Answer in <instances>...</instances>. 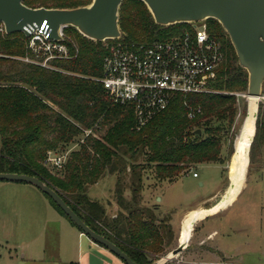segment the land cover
<instances>
[{
	"label": "trees",
	"instance_id": "trees-1",
	"mask_svg": "<svg viewBox=\"0 0 264 264\" xmlns=\"http://www.w3.org/2000/svg\"><path fill=\"white\" fill-rule=\"evenodd\" d=\"M90 2L25 0L23 4L31 9H74ZM205 25L222 54L217 77L209 83L213 92L175 94L165 110L139 129L134 108L114 104L99 82L106 43L88 40L68 27L61 41L68 57L51 60L44 68L32 62L38 58L23 34L0 33V173L35 177L135 264L156 261L172 245L173 234L167 220H158L142 205L143 181L150 177L155 184L173 183L198 165L224 167L233 153L235 94H245L247 88V74L238 67L227 35L214 20ZM118 26L127 46L165 42L189 30L186 24L157 26L139 0H123ZM80 136L84 137L78 150L69 153L60 170L47 166L48 152H63ZM262 145L264 104H259L249 164L255 154L260 159ZM106 175L115 177L113 199L120 209L115 217H107L87 195L89 187ZM125 191L129 200L124 199Z\"/></svg>",
	"mask_w": 264,
	"mask_h": 264
},
{
	"label": "crops",
	"instance_id": "crops-1",
	"mask_svg": "<svg viewBox=\"0 0 264 264\" xmlns=\"http://www.w3.org/2000/svg\"><path fill=\"white\" fill-rule=\"evenodd\" d=\"M219 168L222 181L215 190L177 215L158 204L149 207L150 200L144 203L156 215L168 216L173 234L171 252L182 247L176 257L159 264H238L244 260L247 244L241 237L249 227L233 219L242 190H232L230 181L234 175L239 180V176L235 169L226 176L224 167ZM0 264L124 263L83 235L35 187L0 181Z\"/></svg>",
	"mask_w": 264,
	"mask_h": 264
},
{
	"label": "water",
	"instance_id": "water-1",
	"mask_svg": "<svg viewBox=\"0 0 264 264\" xmlns=\"http://www.w3.org/2000/svg\"><path fill=\"white\" fill-rule=\"evenodd\" d=\"M24 1L0 0V23L3 24L6 35L21 33L25 38H29L30 34L27 30H39L44 25L47 38L54 42L62 41L58 34L61 27H71L81 36L93 42L102 43L122 36L118 26V17L123 0H91L89 5L74 9H31L23 4ZM139 1L145 5L157 26L168 27L206 20L216 21L228 37L238 67L247 74L245 97H264L261 93L262 85H264V0ZM243 127L238 139L242 136ZM254 131L253 123L249 148ZM195 134L199 135L200 131L197 130ZM236 144L233 158L237 155ZM0 181L23 183L35 187L47 196L67 219L93 243L108 250L124 264H135L118 247L87 227L57 193L40 180L26 175L0 173ZM181 248L179 246L174 249L166 258H174ZM159 263L154 261L151 264Z\"/></svg>",
	"mask_w": 264,
	"mask_h": 264
},
{
	"label": "built area",
	"instance_id": "built-area-1",
	"mask_svg": "<svg viewBox=\"0 0 264 264\" xmlns=\"http://www.w3.org/2000/svg\"><path fill=\"white\" fill-rule=\"evenodd\" d=\"M186 25L189 30L181 35L149 46H127L120 38L102 42L106 43L107 54L99 82L114 104L134 108L137 129L165 110L175 94L213 92L209 83L216 79L222 62L220 47L208 35L205 21ZM66 28L61 27L58 31L62 40ZM27 31L30 34L28 48L38 58L33 63L49 68L51 60L68 57L61 41L47 38L44 25L39 30ZM0 33L5 34L1 23ZM66 158V154L48 152L46 164L60 170ZM192 177L197 176L192 174Z\"/></svg>",
	"mask_w": 264,
	"mask_h": 264
},
{
	"label": "rangeland",
	"instance_id": "rangeland-1",
	"mask_svg": "<svg viewBox=\"0 0 264 264\" xmlns=\"http://www.w3.org/2000/svg\"><path fill=\"white\" fill-rule=\"evenodd\" d=\"M31 1L37 2L42 0ZM236 98L238 115L232 130L231 143L233 146V153L224 166L226 176H228V171L230 176L233 174L235 162L233 158L234 147L249 111V104L245 98L241 96ZM259 104H264V99H261L256 106V112L254 115L255 121ZM87 133L89 132L85 131L83 132V135L86 136ZM84 136L77 138L74 143L67 146L63 152L58 151L56 153L66 154L68 157L71 151L78 150ZM247 152L248 162L243 173V183L240 182L237 177L230 178L233 185L232 189L234 191L242 190V193L233 208V211L235 212L233 219L235 220V223L248 225L249 227V232H243L241 237V241L247 244L246 247H244V250L247 251V255L244 257V260L238 264H264V145H262L259 151L260 159L258 155L256 156L255 154V161L253 164H249L250 148ZM232 164L233 167L231 169L230 167ZM192 174H196L197 178H193ZM241 174L242 173H240V175ZM220 181H222L221 171L217 165H198L192 167L187 174L181 176L173 183L155 184L152 178L149 177L148 180L145 179L143 181L142 205L144 206V203L150 200L148 203L149 207L158 204L161 207L160 209L165 210L171 208V210L176 212L177 215L179 212L194 206L201 199L208 197L219 185ZM199 184H202V186ZM114 185L115 177L106 175L97 183L90 186L87 191L88 198L91 201L100 204L107 217L116 215L120 211L113 199ZM124 199H130L128 191H125ZM156 217L160 220L168 221L167 215H161L158 213ZM169 248H171V246ZM169 248L165 250L164 255L155 257L157 259L155 262H161L169 256L171 253V249ZM170 260L171 259H169V261Z\"/></svg>",
	"mask_w": 264,
	"mask_h": 264
},
{
	"label": "bare ground",
	"instance_id": "bare-ground-1",
	"mask_svg": "<svg viewBox=\"0 0 264 264\" xmlns=\"http://www.w3.org/2000/svg\"><path fill=\"white\" fill-rule=\"evenodd\" d=\"M243 98H245V100L248 102L249 104V116L248 118H246L245 120V124L243 127V133L240 139L237 140V155L234 158V169H235V174H236V170H237V174L239 176V181L242 182L243 180V173L244 170L247 166V151H248V144H249V137H251L252 133H253V123H254V115L256 112V106L259 103V101L261 100V98H248L242 96ZM240 173H242L240 175ZM237 176H233V178H235ZM243 183V182H242ZM241 186V185H240ZM233 190V189H232Z\"/></svg>",
	"mask_w": 264,
	"mask_h": 264
}]
</instances>
